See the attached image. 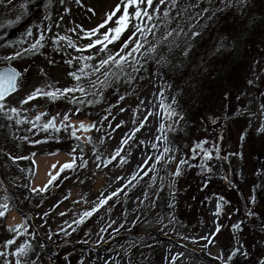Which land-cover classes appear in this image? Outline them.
I'll list each match as a JSON object with an SVG mask.
<instances>
[{
    "label": "rangeland",
    "instance_id": "1",
    "mask_svg": "<svg viewBox=\"0 0 264 264\" xmlns=\"http://www.w3.org/2000/svg\"><path fill=\"white\" fill-rule=\"evenodd\" d=\"M182 1L181 8L190 3L188 0ZM45 2L46 0H12V3H8V0H3L0 3V37H4L0 40V57L11 55L21 47H28L27 43L23 46L16 43L25 36L27 28H32L36 36V25L46 26L49 23L43 20ZM120 3L121 0H80V4H77L76 0H65L64 4H60L59 0H53L49 11L54 24L59 27L53 26L51 32H45L46 47L37 55H26L10 64L0 60V68L13 66L22 73L18 91L4 101L5 111L16 107L19 116L8 120V130L5 127L0 128V203L3 202V189L7 188L12 205L5 217L0 218V251L14 250L15 246L12 249L4 248L9 239H15L16 245L26 241L33 242L30 235L9 231L17 225L27 224L29 233H38L34 241L37 248L33 258L39 257L40 264H224L216 259L217 255H223L226 261L228 254L237 246V241L244 245L250 255L247 259L238 254L234 263L227 261V264H245L246 259L249 263H256L264 258L257 254L258 245L264 248V214L257 212L254 218H248L246 213L250 209L240 202L243 197L250 195L255 177L253 169L257 163L261 166L260 179L264 188V160L261 162L259 158L264 155V148L260 147L258 157L255 153L256 148L264 144V132L259 131L264 126V111L261 109V105H264V33L247 53L242 77L223 86L224 90L219 98L200 103L201 114L199 110L195 111L196 125L191 133L187 132L189 129L184 123L186 125L188 122L184 119L173 131L167 132L165 129L169 146L173 149L171 155L175 159L167 165L149 162L159 170V176L164 177L163 183L157 179L155 188H150L149 178L155 176L156 172H149V176L133 181L124 193L100 207L83 225L77 226L73 223L81 213L98 204L99 200L126 185L130 180H126V176L132 165L141 164L146 155L162 152V142L159 150L151 147L154 137L161 135L158 131L159 125L171 123L166 120L160 108L161 91L166 97L165 104H171L175 97L176 104L172 107L184 117L178 104L181 86L173 88L170 81L156 68L132 84L121 79L112 88L103 89V102L91 106L71 104L68 99L63 98L52 102L43 96L21 104L38 87L62 89L74 86L76 82L68 73L75 71L80 64L69 66L65 61L81 53L68 48L66 41L61 42V51H55L51 38L57 33L66 35L79 47H84L89 41L83 38L82 29L96 28ZM194 3L193 1L192 4ZM24 4L28 5L27 10L22 8ZM214 5L219 7V0H214ZM90 8L94 12H90ZM193 11L198 9H189L187 15H192ZM73 29L75 31H71ZM104 30L101 29V32ZM210 30L211 28H207L204 31ZM129 35L131 32H126L121 41L110 45L109 49L112 52L117 51ZM9 41L16 46L5 47ZM224 43L227 44L225 38ZM83 54H96L97 60L100 58L96 49ZM249 80L254 83L250 85ZM82 83L87 87V80ZM88 90L96 91L92 88ZM121 95L125 96L123 101L119 100ZM77 107H80L79 114L71 115V123L77 127L80 122L90 125L102 120L108 115V109H111V116L102 125L97 124L99 131L93 129L88 133L78 132L80 140L73 138L70 130L46 133L32 125L40 113H48L39 121L43 124L51 116L57 113L71 114ZM121 108L126 111L121 112ZM149 111L155 113V116L149 117L145 121V127L129 139L130 147L124 146L122 155L132 153L128 157L129 163L121 167L113 161L105 166L110 154L126 138L125 134L130 136L137 126L132 121H140ZM16 119L25 122L17 125ZM213 120L216 121L215 124ZM121 122L123 126L115 129V125ZM109 124L112 125L111 128L108 127ZM89 136L91 143L87 142ZM204 140L208 141L206 148H212L213 145L219 148V158L210 162L213 168L211 174L201 168V153L197 152L196 158H192V148L198 141ZM140 141L145 143L141 144ZM72 149H77V158L82 155L88 161L87 167L66 170L47 191L32 192L33 187L42 189L48 186V182L42 186L34 184L38 158L51 159L55 155L65 154L69 156L67 162H70ZM5 153L27 159L13 162ZM98 156L100 160H97ZM182 158L187 159L190 166H182V174L175 177L171 174L175 172ZM79 163L80 160L77 159V164ZM53 165L47 172L49 179L58 172H53ZM61 165L57 166L58 169ZM120 177L123 179H119ZM223 182L226 186L231 185L237 194L228 193ZM154 190L159 191V199L153 195ZM173 191L175 197L170 195ZM144 192H148L151 200L155 201L154 206L149 207L151 201L139 203L137 197L142 200ZM18 195L20 199L17 198ZM219 197L224 198L223 209L221 215L216 216L214 213ZM169 203H174L175 207H168ZM13 211L19 214L20 219L9 224L8 218ZM61 212L66 215L61 216ZM44 213L48 215L44 216ZM242 219L244 230L234 232L232 225ZM112 221L116 223L109 228ZM121 224L124 226L119 227ZM217 227L220 228L218 233L215 231ZM62 228L67 230V235L61 231ZM117 228L119 231H116ZM122 231L127 235L115 242ZM209 233L213 234L211 238L214 243L204 250L202 246L205 241L200 237ZM49 235L51 240L48 239ZM167 252L172 253L170 261L165 260ZM9 259L14 261L13 257ZM0 264H4L2 258Z\"/></svg>",
    "mask_w": 264,
    "mask_h": 264
},
{
    "label": "snow or ice",
    "instance_id": "2",
    "mask_svg": "<svg viewBox=\"0 0 264 264\" xmlns=\"http://www.w3.org/2000/svg\"><path fill=\"white\" fill-rule=\"evenodd\" d=\"M180 0H121L120 4H117L116 7L106 15L104 21L99 24L96 28L91 30H83V38L87 39L89 42L84 47H79L75 41L66 35H59L58 33L51 38V43L54 45L55 51H61L60 48L61 42L66 41L67 47L75 49L76 52L81 53V55L75 56L71 59L65 61L69 66H72L74 63H79L80 66L75 71H70L68 75L76 82L72 87L66 88H36L32 93L27 95L25 99L21 101V104H27L30 101L36 99L37 97H46L52 102H56L60 99H68L69 103L84 105L88 104L91 106L95 103L103 102V89L112 88L113 84L121 79L124 80L127 84H132L136 75L140 73L144 65L150 61H154L159 67H164L171 65L172 67H177L172 59L177 51L179 55L183 57L180 60V64L184 63V60L189 58L193 53L195 46L199 40L203 37V32L205 29L211 27V23H215L218 15L224 11H227L229 8H241L246 5L247 0H219V7L214 5V0H196L194 4L189 3L184 7H179ZM0 3H3V0H0ZM8 3H12V0H8ZM53 0H46L44 3L45 14L43 20L49 21L46 26L41 24L36 25V31L38 35L34 36L32 28H27L25 36L20 38L16 43L23 46L28 44V47H21L17 49L13 54L0 57V60L6 61L9 64L12 61L23 58L26 55H37L40 50H43L46 47V36L45 32H51L53 26L59 27L58 24H54L51 12L49 9L52 7ZM60 4H64L65 0H59ZM77 4H80V0H76ZM206 6H202L205 4ZM28 5H22L24 10H27ZM163 7V11L161 8ZM189 9H198V11H193L192 15H187ZM90 12H94L93 9H89ZM175 12V15H173ZM19 21V18H17ZM62 20L63 17H60ZM204 21V23H202ZM11 23V22H9ZM175 23V27H172V24ZM114 25V26H109ZM101 29H105L101 32ZM163 29V31H161ZM75 31V29L71 30ZM126 32H131V35L127 39L123 40L119 49L115 52H112L109 49L110 45H114L116 42L121 41L122 36ZM151 37V39H149ZM4 37H0V40H3ZM29 40L32 42L29 43ZM233 42H237V38H233ZM16 45L9 41L5 47H15ZM96 49V52L100 54V58L97 60L96 54L84 55L83 53L91 52V50ZM166 49V51H164ZM216 52L222 50H227L224 38H220L219 43L216 46ZM95 61V63H93ZM51 63V61H50ZM42 71V70H41ZM159 75V73H157ZM22 73L14 67H5L3 70H0V114H3L5 118L9 121L13 120L14 117L19 116V110L16 107H10L5 111L6 105L4 101L6 98L10 97L13 93L18 91L20 87V79ZM92 77H96L92 79ZM102 77V78H101ZM259 79V77H257ZM87 80V87L82 83V81ZM248 83L251 85L254 83L253 80H249ZM89 88L96 89L95 92H89ZM79 94L78 96L76 94ZM161 97L160 108L163 111V115L166 120L171 121L170 124L161 123L159 125L158 131L161 135L155 136L154 141L151 144L153 149L159 150L160 143L164 144L162 152L155 155H146L144 161L138 165V171H136L131 179L126 185L122 188L113 191L110 195L104 199L99 200V203L92 207L90 210H86L81 213L78 219H75L73 223L77 226L83 225L86 220L93 216L94 213L99 211L100 207H103L108 203L109 200H112L113 197H118L121 193L125 192V189L133 184V181L143 179L145 176H149V172H156L155 176L149 178V187L155 188V182L157 179L161 183L164 181V177L159 176V170L153 167L149 162H153L155 165H167L170 164L175 156L171 155L173 149L169 146L168 135L165 132L173 131L180 121L184 117L175 110L172 105L176 104L175 97L172 98L171 104H165L164 92L159 93ZM92 96L93 99H86L87 97ZM70 97V98H69ZM125 96H119V100L123 101ZM141 104H144V101H141ZM115 107V105H113ZM262 111H264V105H261ZM108 111V115H105L102 120L93 122L90 125H86L83 122H80L78 127L71 123V115L79 114L80 107H77L73 113L61 114L57 113L56 115L51 116L45 123L40 124L42 116H47L48 113H40L35 117V121L32 122L33 127H38L44 132L51 133H61L62 131L67 132L70 130V135L76 140H80L78 132L88 133L93 129L99 131L97 124H103L105 121L109 120L111 116V109ZM121 112L126 111L124 108L120 109ZM155 113L147 112L146 115L142 117L140 121L133 120L132 123L137 126L132 130L131 135L125 134L124 139L120 141V146H118L112 154H110L105 166L112 164L113 161H116L121 167L124 164L129 163L128 157L132 155L131 152H128L127 155H122L124 152V146L129 145V139L135 136V133L141 131L145 127V121L149 117H154ZM59 118V120H58ZM21 119H16L15 123L17 125L23 123ZM214 124L215 120L212 121ZM123 126L122 122L115 125V129H120ZM108 127H112L111 124ZM114 129V130H115ZM31 131V129H29ZM259 131L264 132V126H262ZM26 139V138H25ZM41 141H35V143H40ZM87 142L91 143V137H87ZM139 143L143 144L145 141H140ZM208 144L207 140L198 141L195 146L192 148V158H196L197 152L202 154L203 163L201 168L207 173L211 174L213 168L210 162L213 159L219 158V148L213 145L212 148H206L205 145ZM77 149H72V158L70 162H66L59 166L58 172L52 174L48 180V185H51L53 181L57 179L59 173H63L66 170H74L76 167H87L88 161L84 159L81 155L79 158L76 157ZM82 152V149H80ZM215 153V155H214ZM5 155L11 159L13 162L19 159H27V157H14L9 153ZM77 159L80 160V163L77 164ZM101 158L98 156L97 160ZM227 159V157H225ZM189 165L187 159H180L177 164L176 170L171 175L179 177L182 174V166ZM146 166V167H145ZM190 166V165H189ZM56 165H53V168H56ZM261 172L258 170L257 175H260ZM119 179H123L120 177ZM171 187V185H169ZM47 185L42 189H37L33 187L31 189L34 193H39L41 191H46ZM162 191V189H159ZM159 191L154 190L153 195L159 199ZM3 202L0 203V218L5 217L6 213L10 210L11 206V196L7 192V188L3 189ZM126 194V193H125ZM170 195L175 197V192H170ZM140 204H143L145 201H151L149 207L155 205V201L151 200L148 192H144L143 199L140 200L137 197ZM223 197H219L216 203V212L214 215L219 216L222 213L223 209ZM256 197L253 195L251 197V203L255 204ZM168 207H175L174 203H169ZM19 210V209H17ZM48 213H44V216H47ZM61 216L66 215V213L61 212ZM256 213L252 210H249L246 213L248 218H254ZM139 220V217H137ZM171 222V219H170ZM115 221H112L108 227H112V224H115ZM244 220H240L237 223L232 225L234 232H242ZM121 224L119 227H123ZM69 227H72L69 225ZM28 225H17L15 229L10 228L9 231H15L19 235H30L33 242H24L16 245L15 239H9L5 242V249H12L10 251H0V258L3 259L4 264H40V258L34 257L36 253L37 245L34 244V241L38 233L27 231ZM23 229V231H21ZM67 235L66 229H61ZM75 231V229H73ZM101 231H106V229H101ZM119 231V228L116 229ZM216 233L220 231V228L215 229ZM212 233H209L206 236L200 237L201 240L205 241L203 244V249L207 250L210 244L214 243V240L211 238ZM51 235L48 236V239L51 240ZM101 239H103L101 237ZM87 243V241H84ZM196 243L197 241H193ZM42 247V245H40ZM210 254V253H209ZM240 255L244 258L249 257V251L244 247L243 244L237 241V246L233 248L231 253L227 256L226 261L223 255H217L216 259H220L224 264H227V261H232L237 255ZM257 254L261 257H264V248L258 245ZM9 257H13V260H10ZM175 259V258H173ZM83 264V262H81ZM258 264H264V258L258 260Z\"/></svg>",
    "mask_w": 264,
    "mask_h": 264
},
{
    "label": "trees",
    "instance_id": "3",
    "mask_svg": "<svg viewBox=\"0 0 264 264\" xmlns=\"http://www.w3.org/2000/svg\"><path fill=\"white\" fill-rule=\"evenodd\" d=\"M181 1L179 2V7L183 3ZM193 1L196 2V0H188L190 3H193ZM202 6H206V3L202 4ZM173 15H175V12H173ZM175 26V23H173L172 27ZM210 28V32H203V37L195 46L193 53L184 60L182 65L180 60L183 57L177 51L172 58L177 67H172L171 65L159 67L154 61H150L144 65L140 73L134 74L137 81H139L156 68L170 81V85L173 88L181 86L182 91L178 97V104L183 110L184 121L188 122L186 125L184 123V126L189 129L188 133H191V129L196 125L195 111L199 110V114H201L200 103L202 104L207 99L219 98L224 90L223 86L242 77L246 64V55L264 33V0H247L246 5L241 8H229L218 15L215 23H211ZM234 37L237 38L235 43L233 42ZM220 38L226 39L227 44L225 46L227 50L217 53L215 49ZM185 81L186 83H184ZM1 127H5L8 130V120L3 114H0ZM260 147L264 148V144L256 148V157L259 156ZM259 158L262 162L264 155L259 156ZM258 170L261 172L259 163L253 169L255 177L252 182L253 186L250 195L243 197L240 204L244 203L248 209L255 213L263 212L264 214V188L260 179L261 174L257 175ZM60 175L61 173L57 177ZM223 185L228 193L237 194L232 190L233 187L231 185L226 186L225 183ZM50 187L51 185H48L47 190ZM253 195L256 197L255 204L251 203ZM17 198L20 199V195ZM247 259L244 262L245 264H258V261L249 263ZM235 260L236 258L232 262L234 263Z\"/></svg>",
    "mask_w": 264,
    "mask_h": 264
},
{
    "label": "bare ground",
    "instance_id": "4",
    "mask_svg": "<svg viewBox=\"0 0 264 264\" xmlns=\"http://www.w3.org/2000/svg\"><path fill=\"white\" fill-rule=\"evenodd\" d=\"M153 154V153H152ZM69 156L65 155V154H59L56 155L55 157L51 158V159H42V158H38V167H37V178L35 179L34 184L35 185H43L44 181L46 180L47 175L45 174V171L48 170V168L50 167V164L54 161L56 166H58L59 164H61L64 160H68ZM47 161V162H46ZM44 163H46V165H44ZM138 165H140V163H136L134 165L131 166L129 173L126 176V180L131 179L132 175L138 171ZM53 172H56L58 170V167L56 168H52ZM20 219V216L17 212H11L9 218H8V223L12 224L17 222ZM127 234L122 231V233L116 238L115 242L119 241L122 237H125ZM172 255V253L167 252L165 254V260L166 261H170V256ZM165 264V263H164Z\"/></svg>",
    "mask_w": 264,
    "mask_h": 264
},
{
    "label": "crops",
    "instance_id": "5",
    "mask_svg": "<svg viewBox=\"0 0 264 264\" xmlns=\"http://www.w3.org/2000/svg\"><path fill=\"white\" fill-rule=\"evenodd\" d=\"M55 156H56V155H55ZM55 156H53V157H55ZM53 157H52V158H53ZM44 159H45V158H44ZM46 160H48V159H46ZM46 162H47V161H46ZM66 162H67V160H64L61 164H64V163H66ZM37 163H38V160H37ZM52 164H55V162L53 161V162L50 164V167H51ZM44 165H46V163H44ZM50 167L48 168V170L45 171V174H46V175H47V172L50 171ZM48 180H49V177H48V178L46 177V180L44 181L43 185H45V184L48 182Z\"/></svg>",
    "mask_w": 264,
    "mask_h": 264
},
{
    "label": "water",
    "instance_id": "6",
    "mask_svg": "<svg viewBox=\"0 0 264 264\" xmlns=\"http://www.w3.org/2000/svg\"><path fill=\"white\" fill-rule=\"evenodd\" d=\"M5 67H13V66H3L0 68V70H3ZM15 68V67H14ZM17 69V68H16ZM18 70V69H17ZM19 71V70H18Z\"/></svg>",
    "mask_w": 264,
    "mask_h": 264
}]
</instances>
